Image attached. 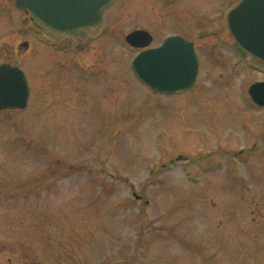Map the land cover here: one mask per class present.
<instances>
[{
  "label": "rangeland",
  "instance_id": "1",
  "mask_svg": "<svg viewBox=\"0 0 264 264\" xmlns=\"http://www.w3.org/2000/svg\"><path fill=\"white\" fill-rule=\"evenodd\" d=\"M230 1L116 0L77 46L0 0V63L31 87L26 108L0 113V264H264V107L248 92L264 69L217 33ZM196 4L203 18L182 13ZM137 28L197 42L192 88L137 80Z\"/></svg>",
  "mask_w": 264,
  "mask_h": 264
},
{
  "label": "water",
  "instance_id": "2",
  "mask_svg": "<svg viewBox=\"0 0 264 264\" xmlns=\"http://www.w3.org/2000/svg\"><path fill=\"white\" fill-rule=\"evenodd\" d=\"M112 1L16 0V6L39 21L43 28L58 36L79 40L100 26ZM228 24L235 48L264 65V0H239L228 13ZM126 40L132 46L146 47L152 36L147 30L137 29L127 34ZM132 67L147 86L173 94L195 84L199 58L192 42L173 36L157 48L141 51ZM248 92L256 104L264 107V80L252 83ZM30 94L25 71L11 63H1L0 110L25 108Z\"/></svg>",
  "mask_w": 264,
  "mask_h": 264
},
{
  "label": "flooded vegetation",
  "instance_id": "3",
  "mask_svg": "<svg viewBox=\"0 0 264 264\" xmlns=\"http://www.w3.org/2000/svg\"><path fill=\"white\" fill-rule=\"evenodd\" d=\"M162 2H163V4H165V5H167V6H172V5H177L178 3H181V2H186L187 0H161ZM239 0H231L226 6H224L223 7V9H222V12L221 13H219V15L217 16V17H213V15L211 16V18H212V20H220L221 21V23H224V25H225V29H226V35L225 34H223V33H221V31L219 30V31H217V33L219 34V36H226V40L224 41V44H226L227 42H228V46H229V44H231L232 45V47L234 48V51L236 52V53H238V55L240 56V58H242V59H248V60H250V61H252V63L256 66V67H260L261 68V66L259 65V63L256 61V60H254L253 58H251V56L250 55H247V56H244V55H242L241 53H239L237 50H236V48H235V42H234V38H233V35H232V33H231V31H230V28H229V24H228V13H229V11H230V9L233 7V6H235L236 4H237V2H238ZM189 9H187L186 11L184 10V9H182L181 11H182V13H186V14H188V15H192V13L194 12L195 14H200V17L201 18H203L204 16H203V12H202V10L200 9V5L199 4H196V8L194 9V7L192 8V7H188ZM23 17H24V22L25 23H31L32 25H34L35 27H37V29L41 32V35L42 36H46V37H50L54 42L53 43H56L57 41L58 42H63L64 41V43L65 42H68V43H70V44H73L74 42H76V45L77 46H79L80 45V43H82L85 39H87V35L84 37V38H82V39H80V40H75V39H70V38H67V37H65V36H58V35H56L55 33H53V32H51V31H49V30H47V29H45V28H43L42 26H41V24L39 23V22H37V21H35V20H33L29 15H27V14H24L23 13ZM138 16H140V15H138ZM105 17V16H104ZM141 17V16H140ZM181 17H182V21L184 22V21H187L186 22V25L188 26V28H195L196 29V26L198 25V23L201 25L202 23H201V21L200 20H192V19H189L188 17L186 18V20H185V15H184V17H183V15H181ZM187 19H189V20H187ZM105 20V19H104ZM167 21H170V22H172V21H174V20H168V18L166 19V21H165V23H167ZM103 23H104V21H103ZM103 23H102V25L99 27V28H97V29H95V30H93V32L95 33V35H96V37L98 38V37H100L101 36V32H99L100 30H101V28H102V26H103ZM105 25V24H104ZM167 25H175L174 23H167ZM137 29H145V28H137ZM150 29H152V28H150ZM135 30V29H134ZM145 30H147V31H149V33L151 34V36H152V41H151V43L147 46L148 48H157V47H159V46H161L168 38H170V37H173V36H177V37H181V38H185V39H187V40H189L190 42H192L193 44H194V48H195V50H196V52H197V56H198V58H199V72H200V69H201V67H202V58H201V56H200V53H199V49H198V45H197V42L194 40V39H192V38H190L185 32H175V33H168V34H166L163 38H161V37H159L158 36V34L157 33H155V31H151V30H148V29H145ZM216 32V31H215ZM126 37V36H125ZM158 38V39H157ZM161 38V39H160ZM143 41V40H142ZM229 41H230V43H229ZM26 41H23L22 42V44L20 45V48L21 49H23L24 47H23V45H24V43H25ZM25 46V45H24ZM133 48H135V49H137V54L135 55V57L143 50V49H145V48H142V47H133ZM219 51H223V47L222 48H220L219 49ZM13 64V63H12ZM14 65H18V64H14ZM19 66V65H18ZM262 69V68H261ZM199 76V75H198ZM197 80H198V78H197ZM261 107V106H260ZM4 111H9V110H4ZM256 146V144H254V147ZM220 149H225L226 151H229L230 149H228L227 147H220V148H218V150L216 151V152H220L219 150ZM246 149H244V148H241V149H239L238 150V152H235L236 154H238L239 156H237V157H239V162H240V160H242L244 157H245V154L244 153H246V151H245ZM250 153V152H249ZM251 153H252V151H251ZM216 158H218V156L216 155L215 156ZM238 159V158H237ZM216 162L220 165V163H221V160H219L218 159V161L216 160L215 161V163L214 164H212L211 163V165H212V167L213 166H218V165H216ZM224 162V161H223ZM236 164V162H234V163H232V166L231 165H229V167H231V168H229V174L230 175H232L233 176V179H244L245 178V176L244 175H240V173L237 171V166L235 165ZM236 173V174H235ZM230 179H232V178H230Z\"/></svg>",
  "mask_w": 264,
  "mask_h": 264
}]
</instances>
